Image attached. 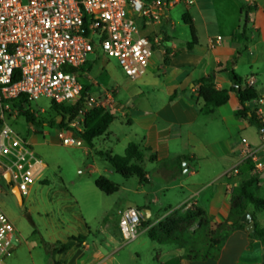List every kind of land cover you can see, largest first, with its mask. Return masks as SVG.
Returning <instances> with one entry per match:
<instances>
[{
	"label": "crops",
	"instance_id": "crops-1",
	"mask_svg": "<svg viewBox=\"0 0 264 264\" xmlns=\"http://www.w3.org/2000/svg\"><path fill=\"white\" fill-rule=\"evenodd\" d=\"M233 1L236 14L233 22L232 9L227 6V3L232 4V0L207 2L215 13L211 26L207 23L210 17L208 8L197 9V18L203 21L201 27L195 22L194 12H190L198 39L191 51L187 50L191 33L179 45L175 36L167 30L166 25L172 24L170 11L161 23L146 24L138 19L141 35L150 38L162 35L164 38L160 45L154 46L146 73L133 79L136 90L131 97L126 102L117 99L121 106L117 118L126 122L132 134L126 136L124 144L121 139H105L102 143L104 150L98 149L97 139L93 147L88 144L86 147V153L90 156L97 149L98 152L110 150L113 154L124 155L131 142L150 148L151 152L145 156L144 168L148 184L154 188L152 207L156 208L160 202L156 193L178 190L181 194L178 206L192 203L194 209L197 207L204 210L212 229L227 220L232 190L242 181L256 175L258 182L252 187V192L264 198V143L259 127L235 116V111L240 107L236 92H232L229 101L214 113L202 114L200 110L204 102L198 98V86H195L196 81L213 75L217 89H230L234 86L229 73L232 69L244 84L253 80V84L249 85L255 89L259 100L251 102L250 106L257 109L264 121V0ZM243 6L251 8L247 21L246 14L242 12ZM166 47L171 50L167 62ZM235 55H238V59L232 63ZM88 66L92 71L90 61ZM91 71L84 75L86 85L92 94L104 95L109 90L94 91L98 84L90 80ZM114 90L117 97L118 90ZM174 93L177 96L172 98ZM255 131L260 139L255 138ZM60 136L58 139L61 141ZM244 142L259 154L261 166H258L254 175L251 169L258 164L243 161L241 151ZM108 143L111 146L105 147ZM116 149H120V154ZM151 153L157 156L154 162L149 161ZM101 160L107 162L103 158ZM184 163L187 170H184ZM138 186H141L140 181ZM131 206L136 204L124 209ZM145 212L148 217L154 215L152 208H147ZM247 212L264 229V210H256L249 205ZM109 229L107 224L105 232H100L108 241L112 240L108 234ZM42 239L49 244L61 242L46 240L38 234L29 238L20 234L8 263L118 264L114 254L109 253L108 241L96 244L87 239L88 242L82 246L73 247L67 253L55 254L53 257L43 246ZM184 254L185 250L179 247L165 250L158 264H264V243L251 238L247 228L234 229L218 257L199 261L182 258Z\"/></svg>",
	"mask_w": 264,
	"mask_h": 264
},
{
	"label": "built area",
	"instance_id": "built-area-1",
	"mask_svg": "<svg viewBox=\"0 0 264 264\" xmlns=\"http://www.w3.org/2000/svg\"><path fill=\"white\" fill-rule=\"evenodd\" d=\"M179 2L0 0V167L4 169V178L6 174L10 176L11 187H17L22 197L42 179L47 166L33 144L6 123L15 102L25 105L41 97L59 105L81 102L77 118L67 121V129L60 138L66 146L82 147L85 141L79 133L91 110L121 111L114 89L104 95H94L90 90L83 93L86 72L82 67L89 63L91 55L98 59L100 52L115 58L130 79L143 76L154 46L160 45L164 37L141 35L137 21L161 23ZM259 133L264 143V121ZM241 155L243 161L261 166L258 151L246 142ZM193 208L192 203L185 204V209ZM143 218V212L134 206L121 212L119 228L126 242L138 238ZM18 242L16 227L0 208V264H9L8 258Z\"/></svg>",
	"mask_w": 264,
	"mask_h": 264
},
{
	"label": "rangeland",
	"instance_id": "rangeland-1",
	"mask_svg": "<svg viewBox=\"0 0 264 264\" xmlns=\"http://www.w3.org/2000/svg\"><path fill=\"white\" fill-rule=\"evenodd\" d=\"M193 1L192 4H188L186 0H180L169 10L172 24L166 25V28L175 36L179 45L190 36L189 27L183 21V14L194 12L195 22L201 27L203 21L200 17L197 18V9L208 8L210 17L207 23L210 26L213 24L215 13L213 7L207 5L209 0ZM234 3L233 0L232 4L227 3L232 9V22L236 16ZM98 55L100 56L98 59L93 55L89 58L93 66L90 80L98 84L95 85L94 91L117 89V99L126 102L136 90L133 79L123 72L115 58H108L100 52ZM83 80L85 81L84 78ZM53 103L52 99L41 97L27 101L25 105L17 104L14 105L10 117H7L6 123L13 131L33 144L36 154L47 166L42 179L33 185L29 194L23 197L22 203L13 193L11 182L4 178V169L0 167V208L13 222L18 237L20 234L26 238L38 234L46 240L67 242L71 236L89 233L87 239L90 242L104 244L108 240L100 232H105L106 225L109 224L108 234L112 240L108 241L107 248L111 255L114 254L118 264H158L165 250L179 247L186 253L193 245L199 247V253H202L206 244L205 234L209 228H201V221L193 224L186 222L187 214L195 209L187 210L185 205L178 206L181 200L178 190L156 193L155 196L160 202L153 208L154 188L149 184H141L139 187L137 177L125 179L97 154L98 149L104 150L102 143L107 138H111V141L121 139L124 144L126 136L132 134L126 122L120 117L117 118L108 132L97 138L98 149L90 156L86 153L87 143L82 147L66 146L58 139L59 135L66 131L67 121L63 122L66 127L58 126L62 118L55 112ZM21 110L34 114L38 125L28 122L26 116L21 114ZM111 113L116 117L120 115V112ZM52 122L56 125H52ZM254 136L260 139L256 131ZM108 146L111 145L109 143L105 145ZM116 152L120 154L121 151L116 149ZM251 170L254 175L258 166L254 165ZM101 176L119 184V191L106 194L99 190L95 180ZM131 204H136L134 207L143 212L144 218L139 227L138 238L126 242L121 235L119 219L122 210ZM147 208L154 209L152 218L147 216L145 212ZM151 230H154L156 238L154 241L149 238ZM167 231L172 232L170 238L178 235L187 241L185 247L170 241L160 243V239H168L165 236Z\"/></svg>",
	"mask_w": 264,
	"mask_h": 264
},
{
	"label": "trees",
	"instance_id": "trees-1",
	"mask_svg": "<svg viewBox=\"0 0 264 264\" xmlns=\"http://www.w3.org/2000/svg\"><path fill=\"white\" fill-rule=\"evenodd\" d=\"M250 10V7H242V12L246 14V21ZM183 21L190 29L191 41L187 44V50L191 51L198 43V39L196 28L189 12L183 14ZM164 40L167 42V38ZM170 53L171 50L166 47V62ZM237 59L238 55H235L232 63H235ZM82 70L90 72L91 68L87 64L82 67ZM229 73L234 84L230 89H217L215 77L213 75L201 78L195 82V86H198V98L202 99L204 102L200 112L205 115L214 113L220 106L229 101L232 92H236L240 107L235 111V116L240 119L248 120L252 125L260 127L263 124V121L259 116V112L257 109H252L250 106L251 102L259 100L255 89L249 84H244L242 79L238 77L232 69L229 70ZM237 87L246 88L238 90ZM89 89L90 87L85 85L83 93L85 94ZM175 96H177V93H174L172 98H175ZM17 104L19 103L15 102L14 105ZM81 107V102L76 105H59L53 103L55 112L62 118V122L58 124V126L60 128L65 126L63 124L64 120L68 122L75 120ZM21 114L26 116L28 122L33 123L36 126L38 125V123L35 122L34 114L29 113L26 110H21ZM116 118L117 117L109 111L95 108L86 115L83 131L80 132L79 135L90 147H93L94 140L103 136ZM51 124L56 125L55 122H52ZM147 152H151V149L142 146L140 143L131 142L124 155L113 154L110 150L99 151L98 155L107 161L114 168L115 172L125 179L137 177L141 184H148V178L146 176L147 172L144 168V160ZM156 159V154L151 153L149 161L154 162ZM257 182L258 178L254 175L250 179L242 181L238 186L233 188L229 216L225 222L217 224L214 229L210 228V222L204 210L196 207L193 212L187 214L186 222L193 224L196 221H201V228H209V231L205 234L206 244L204 245L203 252L199 253V247L193 245L182 258L203 261L219 256L222 246L226 242L230 232L234 229L246 228L247 225L242 221V216L248 211V206L252 205L256 210H264V198H261L252 192V187ZM95 185L99 190L106 194H114L120 189L119 184L104 176L97 178L95 180ZM177 210H175V212H177ZM171 233V231H167L165 236L168 237V239H160V243L165 244L170 241L179 243L182 247H185L187 241L184 239L182 240V237L178 235L174 238H170L172 235ZM250 237L258 239L264 243V229L261 228L257 222L255 223V231L250 233ZM87 238V235L81 234L76 237H70L66 243L57 242L55 244H49L42 239V244L51 254H64L73 247L83 245L87 241ZM149 238L153 241L156 240L154 230L149 232Z\"/></svg>",
	"mask_w": 264,
	"mask_h": 264
},
{
	"label": "water",
	"instance_id": "water-1",
	"mask_svg": "<svg viewBox=\"0 0 264 264\" xmlns=\"http://www.w3.org/2000/svg\"><path fill=\"white\" fill-rule=\"evenodd\" d=\"M245 88H246V87H242V88L237 87L238 90H239V89H245ZM183 166H184V170H187V165H186V163H184ZM5 178H6L7 181H10V176H9L8 174L5 175ZM13 193L16 195L18 201H19L20 203H22V202H23V197H22V195H21V193L19 192V190H18L17 187H14V188H13ZM242 221H243L244 223H246V225H247L246 228H247V231H248V232L253 233V232L255 231V222H254V220H253V217H252V214H251V213L246 212V213L242 216Z\"/></svg>",
	"mask_w": 264,
	"mask_h": 264
}]
</instances>
